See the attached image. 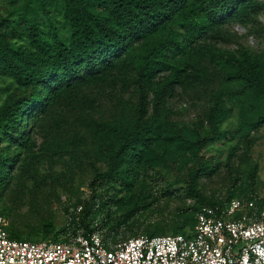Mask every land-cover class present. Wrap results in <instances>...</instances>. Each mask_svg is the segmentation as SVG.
<instances>
[{"label":"rangeland","instance_id":"rangeland-1","mask_svg":"<svg viewBox=\"0 0 264 264\" xmlns=\"http://www.w3.org/2000/svg\"><path fill=\"white\" fill-rule=\"evenodd\" d=\"M204 1V7L215 6V0ZM66 3L0 0V39L20 49H33L36 36L47 47L67 44ZM217 9L223 13L212 31L184 54L171 46L157 64L146 90L145 139H134L119 156L135 130L138 61L158 36L133 43L130 55L105 76L53 99L45 94L43 112L27 103L32 88L0 68V109L26 102L18 139L0 129V215L11 233L69 239L81 229L86 207L90 228L114 247L139 233L189 234L203 204L233 197L264 204V0ZM243 53L261 88L227 63ZM177 54L185 65L174 79L168 65ZM209 135L214 138L199 148Z\"/></svg>","mask_w":264,"mask_h":264},{"label":"trees","instance_id":"trees-1","mask_svg":"<svg viewBox=\"0 0 264 264\" xmlns=\"http://www.w3.org/2000/svg\"><path fill=\"white\" fill-rule=\"evenodd\" d=\"M66 1V14L72 29L69 42L64 44L56 41L51 47H47L41 42L42 38L35 35L36 38L33 40L36 43L33 49H20L0 39V68L10 74L16 83L32 88L30 97L26 99L29 101L27 103L39 105L38 108L43 112L45 109L41 97L45 94L52 93L53 99L58 92L68 91L76 83L83 85L99 75L105 76L110 70H115L118 63L130 55L133 43L158 36L155 43L147 46L144 55L138 61L135 73L138 91L135 130L131 139L126 141V145L116 151L115 155L119 156L122 152L129 151L126 146L133 148L134 139H145L148 128L142 126V122L148 112L149 103L146 90L153 84L157 64L164 63L163 57L170 50L169 48L174 46V50L179 49L182 54L192 49V45L198 39L219 24L218 19L221 18L223 11L217 9L218 5L226 8L234 7L235 3L244 0H215V6L210 7H204V0ZM177 55L178 58L168 65L172 69L174 79L181 76L184 70L182 66L185 65V63H178L180 54ZM226 61L242 72L243 77L247 78L250 84L257 88L262 87L260 80L256 77V67L249 62L247 53H243L241 58L234 55L229 56ZM165 66L167 67V64ZM64 87L67 89L65 90ZM158 99L156 95L153 114L158 111ZM25 105L26 102L21 106L9 104L0 109V129L12 141L19 137L18 118ZM260 118L264 121V115ZM15 122L16 126H14ZM213 138L212 135L202 138L198 147H203ZM189 189L197 198L200 197L192 182L189 183ZM230 199L203 204L196 213L195 222L203 206H223ZM253 203L254 211H258L263 205L256 204L255 201ZM87 214L85 207L81 214L80 226L86 231L94 232L87 222ZM6 229L12 238L31 240L19 238L8 228ZM105 246L112 248L106 244Z\"/></svg>","mask_w":264,"mask_h":264},{"label":"built area","instance_id":"built-area-1","mask_svg":"<svg viewBox=\"0 0 264 264\" xmlns=\"http://www.w3.org/2000/svg\"><path fill=\"white\" fill-rule=\"evenodd\" d=\"M203 206L189 234L131 236L112 248L81 228L64 240L10 237L0 215V264H264V204Z\"/></svg>","mask_w":264,"mask_h":264}]
</instances>
